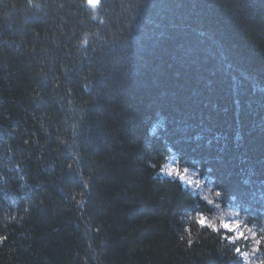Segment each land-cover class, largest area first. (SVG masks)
Returning a JSON list of instances; mask_svg holds the SVG:
<instances>
[{"label": "trees", "instance_id": "obj_1", "mask_svg": "<svg viewBox=\"0 0 264 264\" xmlns=\"http://www.w3.org/2000/svg\"><path fill=\"white\" fill-rule=\"evenodd\" d=\"M246 227L264 0H0V264H258Z\"/></svg>", "mask_w": 264, "mask_h": 264}, {"label": "rangeland", "instance_id": "obj_2", "mask_svg": "<svg viewBox=\"0 0 264 264\" xmlns=\"http://www.w3.org/2000/svg\"><path fill=\"white\" fill-rule=\"evenodd\" d=\"M100 0H88V3L91 7L95 8L99 4ZM166 173L172 174L174 176H179L181 180H183L185 186L194 187L196 189H200L205 192V188L203 186L204 183L197 180L193 175L187 173L186 171H181L176 167L173 161H170L168 167L165 170ZM232 213V212H231ZM235 214L225 215L224 224H234L235 223Z\"/></svg>", "mask_w": 264, "mask_h": 264}, {"label": "clouds", "instance_id": "obj_3", "mask_svg": "<svg viewBox=\"0 0 264 264\" xmlns=\"http://www.w3.org/2000/svg\"><path fill=\"white\" fill-rule=\"evenodd\" d=\"M232 213H226V215H231ZM201 223H204L206 221V224L210 225L212 228H216L217 227V220L223 221L224 220V215H219L216 216L212 219H208L206 217H200L199 218ZM223 227L225 228H231L233 230H237L240 228V222H236L234 224H223ZM245 231L250 232L252 237L255 239V244L253 246V251L254 252H258L260 251V245L261 243H264V237H260V238H256L257 234L256 232L252 229V228H245ZM240 235H243V233H240ZM245 256H248V253H245ZM258 264H264V260L258 262Z\"/></svg>", "mask_w": 264, "mask_h": 264}, {"label": "snow or ice", "instance_id": "obj_4", "mask_svg": "<svg viewBox=\"0 0 264 264\" xmlns=\"http://www.w3.org/2000/svg\"><path fill=\"white\" fill-rule=\"evenodd\" d=\"M204 223H206V221Z\"/></svg>", "mask_w": 264, "mask_h": 264}]
</instances>
